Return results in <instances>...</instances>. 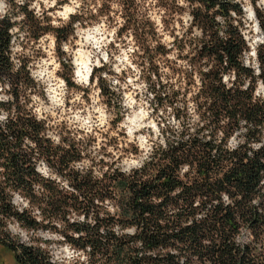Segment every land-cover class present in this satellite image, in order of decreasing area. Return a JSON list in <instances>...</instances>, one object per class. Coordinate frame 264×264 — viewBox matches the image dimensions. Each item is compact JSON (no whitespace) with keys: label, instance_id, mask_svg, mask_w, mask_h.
<instances>
[{"label":"trees","instance_id":"obj_1","mask_svg":"<svg viewBox=\"0 0 264 264\" xmlns=\"http://www.w3.org/2000/svg\"><path fill=\"white\" fill-rule=\"evenodd\" d=\"M35 1L5 0L0 16V245L17 264H62L42 238L29 243L13 234L15 222L33 235H60L80 253L69 264H264V41L255 48L256 69L246 62L243 3L186 0L192 24L179 46L187 66L163 75L152 56L147 82L157 108L172 110L177 123L162 129L163 142L141 167L125 172L84 166L86 148L55 141L35 114L32 96L42 87L28 50L51 34L66 68L63 45L82 24L76 13L57 25ZM252 4L264 35V12ZM110 74L106 64L94 67L91 83L120 111L124 91ZM41 162L55 176L43 175Z\"/></svg>","mask_w":264,"mask_h":264},{"label":"rangeland","instance_id":"obj_2","mask_svg":"<svg viewBox=\"0 0 264 264\" xmlns=\"http://www.w3.org/2000/svg\"><path fill=\"white\" fill-rule=\"evenodd\" d=\"M239 1L243 3L245 11L251 5V15L246 11L245 22L251 46L246 62L257 69L255 48L264 41V35L252 0ZM33 8L40 13L46 12L57 25L68 20L72 14L78 13L82 18L75 35L63 45V51L70 59L66 68L61 64L58 47L51 34L28 50L33 64L32 73L42 87L32 96L35 114L50 125L55 141L67 137L86 148L84 166L94 161L99 170L103 163H109L125 172L141 167L152 147L163 142L162 129L168 123H177L173 120L172 110L157 108L148 90L151 57L156 56L154 64L160 66L163 75L172 67L186 68V60L183 59L186 52L181 51L179 39L190 33L191 5L186 0H36ZM68 8L72 11L67 12V18L60 15ZM6 10L5 0H0V16ZM194 32L198 31L194 29ZM159 46L169 53L159 54ZM15 53H22L19 42L15 45ZM103 64L111 72V80L124 91L120 111L107 106L97 84L91 83L94 67ZM80 68L83 77L78 76ZM63 75H73L75 84L70 85ZM258 93L264 96V85H259ZM128 96H131V101ZM2 97L4 90L0 86ZM190 106H193L192 103ZM142 109L148 115L141 119L139 113ZM0 120H4V115ZM152 123L156 124L159 134L151 127ZM129 127L133 128L131 137L128 135ZM140 137L144 140L141 141ZM236 142L232 139L231 144L236 145ZM38 169L45 176H55L44 162L39 163ZM15 202L26 205L19 196L15 197ZM9 229L24 242L31 243L33 239L42 238L43 245L49 247L54 260L59 263L69 264L80 254L60 235L47 231L33 235L15 222L10 223ZM0 262L17 264L13 254L2 245Z\"/></svg>","mask_w":264,"mask_h":264},{"label":"clouds","instance_id":"obj_3","mask_svg":"<svg viewBox=\"0 0 264 264\" xmlns=\"http://www.w3.org/2000/svg\"><path fill=\"white\" fill-rule=\"evenodd\" d=\"M259 7H261L262 9H264V0H259V5H258ZM37 7H38V5H37ZM70 11H72V9L71 8H68V9H66V11L65 12H63V13H60V15H64L65 16V18H67V12H70ZM246 11H248L249 13H250V15H251V5H249V7L246 9ZM157 20H158V18H156ZM187 23H188V20L186 19L185 20V24L187 25ZM194 35H199V32H194ZM106 58V57H105ZM125 59H126V57H125ZM129 83H131V81H129ZM131 96H128V100L129 101H131ZM170 111V110H169ZM148 115V113L147 112H145V111H143V109L141 110V112L139 113V116H140V118L142 119L143 117H145V116H147ZM102 119V118H101ZM133 124H135V121H133L132 122ZM137 127H142V125H136ZM151 127L153 128V129H156V124L155 123H152L151 124ZM90 130V129H89ZM157 130V134H159V130L158 129H156ZM132 131H133V128L132 127H129L128 128V135H129V137H131V135H132ZM140 139H141V141H143L144 140V138L143 137H140ZM141 146H143V143L141 144ZM110 151H111V149H109ZM133 163H135V161H133Z\"/></svg>","mask_w":264,"mask_h":264},{"label":"bare ground","instance_id":"obj_4","mask_svg":"<svg viewBox=\"0 0 264 264\" xmlns=\"http://www.w3.org/2000/svg\"><path fill=\"white\" fill-rule=\"evenodd\" d=\"M82 71H81V68H80V70L78 71V76L79 77H83V75H82V73H81ZM83 79V78H82Z\"/></svg>","mask_w":264,"mask_h":264}]
</instances>
